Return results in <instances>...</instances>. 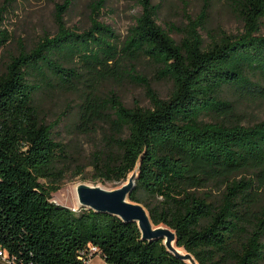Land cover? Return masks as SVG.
Listing matches in <instances>:
<instances>
[{"label": "trees", "instance_id": "trees-1", "mask_svg": "<svg viewBox=\"0 0 264 264\" xmlns=\"http://www.w3.org/2000/svg\"><path fill=\"white\" fill-rule=\"evenodd\" d=\"M106 2H92L82 30L64 19L72 0L58 4L56 31L30 49L21 46L0 72V247L15 264H87L92 246L108 264H191L164 239H143L136 222L52 200L66 152L55 135L62 114L48 122L36 98L44 89L85 85L77 125H104L93 153L101 181L124 182L139 167L132 200L147 207L155 225L175 230L176 245L199 264H262L264 120L244 125L202 116L232 113L229 90L264 99V0H233L242 31L208 43L206 8L188 16L176 40L158 22L154 0H135L141 11L122 38L101 19ZM9 39L0 27V48ZM142 59L172 81L169 96L138 69ZM124 77L144 85L150 106L97 93L102 80Z\"/></svg>", "mask_w": 264, "mask_h": 264}, {"label": "rangeland", "instance_id": "rangeland-1", "mask_svg": "<svg viewBox=\"0 0 264 264\" xmlns=\"http://www.w3.org/2000/svg\"><path fill=\"white\" fill-rule=\"evenodd\" d=\"M67 1L0 0V11L3 16L0 27L6 29L10 36L9 41L0 48V72L4 69L5 62L11 55L17 54L21 46L30 49L44 33L56 31L57 5ZM93 1L72 0V5L64 14L67 25L81 30L87 28L90 25L89 17ZM232 2L233 0H154L159 7L158 22L169 30L176 40L182 37V29L189 21L188 16L195 18L206 8V30H202L206 43L210 42L213 36L242 31L244 23L235 12ZM140 11L141 7L135 0H107L102 9L101 19L112 24L124 38ZM262 32L264 33V22ZM138 69L152 82V86L162 97L169 96L173 83L169 79L161 78L153 63L142 59L138 62ZM84 88L85 85L75 90L44 89L36 98V104L48 122L54 121L62 114L55 135L66 145V152L57 162V171L62 175L61 188L52 193V200L70 208L79 205L80 184L103 185L113 189L120 187L134 173L132 171L124 182L109 180L104 182L98 177L93 164V153L101 144L104 125L99 123L89 131H84L77 125L79 103ZM97 93L105 98L117 93L130 107L136 104L150 106L144 85L133 81L130 77L104 79L98 84ZM225 97L232 102V113L228 116L203 115V121L254 125L264 120V99L241 97L232 90L227 91ZM209 189L214 193L219 192L215 186H209ZM181 251L186 252L184 248ZM0 264L6 262L0 259Z\"/></svg>", "mask_w": 264, "mask_h": 264}, {"label": "water", "instance_id": "water-1", "mask_svg": "<svg viewBox=\"0 0 264 264\" xmlns=\"http://www.w3.org/2000/svg\"><path fill=\"white\" fill-rule=\"evenodd\" d=\"M138 169L120 187L109 189L103 185L80 184L78 186L79 207L86 206L95 211L106 212L119 216L124 221L136 222L142 233V238L148 241L164 239L165 245L179 257L191 264H199L188 251L185 253L175 245L176 231L166 225H155L147 207L132 200L131 193L136 186Z\"/></svg>", "mask_w": 264, "mask_h": 264}, {"label": "built area", "instance_id": "built-area-1", "mask_svg": "<svg viewBox=\"0 0 264 264\" xmlns=\"http://www.w3.org/2000/svg\"><path fill=\"white\" fill-rule=\"evenodd\" d=\"M79 205L76 207H73L72 209H78ZM100 258L102 260H104L100 253H97V247L92 246L90 249V252L88 253V258H87V264H97L96 263V258ZM0 259L4 262H6V264H15V260L13 258H10V256L8 255V253L0 247Z\"/></svg>", "mask_w": 264, "mask_h": 264}, {"label": "crops", "instance_id": "crops-1", "mask_svg": "<svg viewBox=\"0 0 264 264\" xmlns=\"http://www.w3.org/2000/svg\"><path fill=\"white\" fill-rule=\"evenodd\" d=\"M97 259V258H96ZM96 263L97 264H108L105 260H102V259H100V260H96Z\"/></svg>", "mask_w": 264, "mask_h": 264}, {"label": "bare ground", "instance_id": "bare-ground-1", "mask_svg": "<svg viewBox=\"0 0 264 264\" xmlns=\"http://www.w3.org/2000/svg\"><path fill=\"white\" fill-rule=\"evenodd\" d=\"M176 245V244H175ZM179 250H182V247H178Z\"/></svg>", "mask_w": 264, "mask_h": 264}]
</instances>
